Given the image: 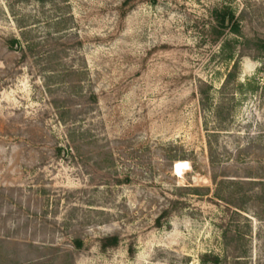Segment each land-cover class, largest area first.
I'll list each match as a JSON object with an SVG mask.
<instances>
[{
  "label": "rangeland",
  "instance_id": "1",
  "mask_svg": "<svg viewBox=\"0 0 264 264\" xmlns=\"http://www.w3.org/2000/svg\"><path fill=\"white\" fill-rule=\"evenodd\" d=\"M221 7L239 32L213 41ZM13 37L33 44L25 61ZM255 37L264 0H0V264L222 254L224 204L190 189L243 173L239 148L264 159V52L245 41ZM200 81L212 87L204 105ZM168 198L185 204L157 227ZM247 215L245 264H264V221Z\"/></svg>",
  "mask_w": 264,
  "mask_h": 264
},
{
  "label": "trees",
  "instance_id": "2",
  "mask_svg": "<svg viewBox=\"0 0 264 264\" xmlns=\"http://www.w3.org/2000/svg\"><path fill=\"white\" fill-rule=\"evenodd\" d=\"M211 17L213 24L209 29V33L213 41L220 39L227 29H230L234 33L239 32L238 21L235 20L234 14L229 8H216L212 10ZM22 35L25 37V34L22 33ZM245 41H252L256 52H264V38L255 37L253 39H246ZM8 42L11 49L20 51V61H25L29 56V52L34 48L33 44L28 40L25 41V45L21 44L14 37L9 39ZM240 56H243V52H240ZM236 69L237 65L235 63L227 74L224 87L232 78L236 77ZM211 88V85L208 83L200 81L198 95L202 105L208 102ZM222 112L223 106L219 104L216 107V119L222 121L230 116L227 113L225 117H222ZM59 116L63 118L61 115ZM70 139L72 140L71 134ZM250 154H253L250 147H242L237 149L233 156L235 163L243 164V173L219 180L213 174L212 180L215 184L213 190L206 187L201 189L203 193H200L201 190L197 187H191L190 189L194 193L211 196L210 200L213 202L217 201L224 204L225 217L222 219L220 226L223 253H205L200 258L201 264H245L250 259V247L247 244L246 235L251 232L252 225L247 213L251 212L256 219L264 221V159L256 155L250 159L246 158V155L249 156ZM243 155L245 157L241 159L240 156ZM209 162L213 168L216 164H219L218 157L211 150V147L209 149ZM251 163H256L255 169H252ZM184 204L180 199H166L165 205L155 219L156 226L161 227L163 221L168 220ZM118 242L119 237L114 234L103 238L100 247L106 250L109 247L116 246ZM74 245L77 249L83 247L81 239L77 238L74 239Z\"/></svg>",
  "mask_w": 264,
  "mask_h": 264
}]
</instances>
